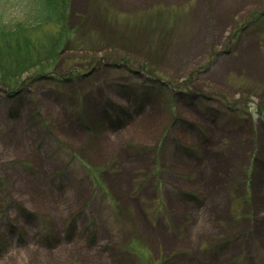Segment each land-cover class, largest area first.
<instances>
[{
	"label": "rangeland",
	"instance_id": "1",
	"mask_svg": "<svg viewBox=\"0 0 264 264\" xmlns=\"http://www.w3.org/2000/svg\"><path fill=\"white\" fill-rule=\"evenodd\" d=\"M63 5L0 0V264H264V0Z\"/></svg>",
	"mask_w": 264,
	"mask_h": 264
},
{
	"label": "trees",
	"instance_id": "2",
	"mask_svg": "<svg viewBox=\"0 0 264 264\" xmlns=\"http://www.w3.org/2000/svg\"><path fill=\"white\" fill-rule=\"evenodd\" d=\"M41 8L44 13H47L48 17H53V20L56 24L61 23V12L63 9V0H40ZM22 33V32H21ZM0 76L3 81H10L16 76H20L29 68L36 65L35 61L41 62V57L37 54L36 50L30 48V39L26 41L25 37H28V34H19L16 33L12 35L11 33L0 32ZM20 35L21 37H17ZM57 43H54L53 48H57ZM51 49V48H50ZM50 49H47L49 51ZM8 57V58H6ZM13 60V63H9V59ZM15 59V60H14ZM50 56L47 55L41 60H48ZM38 62V63H39ZM16 68V73L14 76L12 74L13 69ZM12 69V70H10ZM11 71V72H10Z\"/></svg>",
	"mask_w": 264,
	"mask_h": 264
},
{
	"label": "bare ground",
	"instance_id": "3",
	"mask_svg": "<svg viewBox=\"0 0 264 264\" xmlns=\"http://www.w3.org/2000/svg\"><path fill=\"white\" fill-rule=\"evenodd\" d=\"M228 10H230L229 7H224V6H222V7H217V8L215 7V8H214V14H216V16L222 17L224 14H226V12H227ZM179 48H181V47H179ZM177 49H178V48H177ZM244 59H245V61H244ZM244 59H242V60L248 64L247 66H248L250 69H253V68L256 67L257 63H256V61H255V59H254L253 57L248 56V55H244ZM244 62H242V63H243V64H246V63H244Z\"/></svg>",
	"mask_w": 264,
	"mask_h": 264
}]
</instances>
